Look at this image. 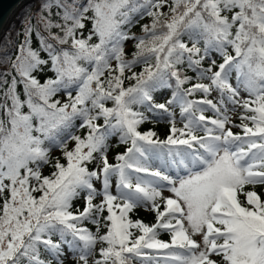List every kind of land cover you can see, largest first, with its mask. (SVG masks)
Segmentation results:
<instances>
[{"label":"snow or ice","instance_id":"obj_1","mask_svg":"<svg viewBox=\"0 0 264 264\" xmlns=\"http://www.w3.org/2000/svg\"><path fill=\"white\" fill-rule=\"evenodd\" d=\"M38 3L25 17L15 59L7 51L0 57V264H65L69 254L75 264H160L146 250H166L163 264H264V199L246 190L264 186V0ZM137 17L151 18L139 36L130 34ZM129 40L135 51L126 59ZM45 70L55 78L41 83L36 74ZM125 80L134 83L125 87ZM164 88L171 99L156 103L153 94ZM61 93L66 102L56 99ZM196 93L203 98L189 99ZM228 105L241 110L239 124ZM139 107L167 115L165 140L138 130L148 119ZM114 136L129 146L110 164ZM56 150L66 164L53 159ZM82 194L85 207L73 209ZM137 207L154 211L156 223L129 219Z\"/></svg>","mask_w":264,"mask_h":264},{"label":"trees","instance_id":"obj_2","mask_svg":"<svg viewBox=\"0 0 264 264\" xmlns=\"http://www.w3.org/2000/svg\"><path fill=\"white\" fill-rule=\"evenodd\" d=\"M35 1V0H34ZM34 1H29L26 4H24L16 13L17 16V21L13 22V26H12V30L13 32V36L11 37V39H6V36L3 37V39L0 42V57H2L4 55V52L7 51V53L9 55L12 56L13 59H15V55L17 54V46L19 45V43H21L23 41V31L25 28V17L26 15H31L37 12L38 8H39V3L35 4ZM83 3H87V0H82ZM23 11V12H22ZM55 12V9L53 10ZM162 11H167V7H165L164 9H162ZM22 12V13H21ZM89 15H91V13H89ZM55 19V17H54ZM138 20L137 23H135L131 29H130V34L134 33L137 36L142 35V26L145 24H150L151 23V18L150 17H144L143 19H140L139 17L136 18ZM12 22V21H11ZM92 28V24L90 21L86 22V27L83 31V35L85 37H87L89 30ZM53 31H56L55 29ZM45 36L47 35V33H43ZM187 38L185 37V40ZM92 42H97L96 37H93ZM135 41L129 40L125 42V53H126V59H131L132 57V53L135 51V47H134ZM32 46L34 49H39V40L38 37L35 35V33H33V37H32ZM190 46V45H189ZM202 46V45H201ZM41 58H46V53L44 52H40ZM213 57L217 60V64L221 63L222 60L221 58L216 55L215 53H213ZM155 61L153 60L152 63H154ZM208 61H205L204 63V67H208ZM115 65V61H113V66ZM5 66L4 65H0V70H3ZM143 70V65L137 66L134 71L136 72H140ZM215 70V69H214ZM15 74V73H13ZM186 75L192 77V81L191 83H195L197 82L195 79L196 74L192 71H186L185 72ZM37 78L41 80V83L44 82L45 79H47L48 77H52L55 78V74L45 70L43 73H39L36 74ZM126 75H128V73H126ZM204 83H207V81H202ZM132 83H134V81H128L125 80V87L130 86ZM191 83H189L188 85H185V87H191ZM231 83L233 84V86H236V81L233 75V79L231 81ZM19 90L22 91V86H20ZM73 95H75V92H73ZM154 99L156 103H165L167 104L168 100L171 99L172 97V89H168V88H164V89H160L158 91H156L154 94ZM242 96H247L246 93L242 92ZM203 96L201 93H196L194 96H190L189 99H202ZM210 99H213L214 102L218 99V94L213 92L211 94L210 97H208ZM56 99H59L62 103L67 101V96L64 95L63 93L59 94ZM108 107H112L111 102H108L107 105ZM136 107V106H134ZM170 110L173 111L175 113V119H176V127L177 128H182L183 127V122L181 121L180 118V110L178 107H173V106H169ZM229 108V115L232 118V122L234 124H239L240 123V115H241V110L237 109V111L232 112L231 108L232 105H228ZM137 110L139 111H143L145 112V115L148 117V119L145 120L144 123H142L141 125H139L138 130L141 132H147V131H154L157 134V137L161 140H165L167 138V136L170 134V123L168 122V118L167 115L162 113L161 110H156L157 113H159V115H157L156 113L153 112H148L146 111L144 108L139 107L137 108ZM197 115H199V113H197ZM205 116L207 117H214L215 113L212 112L211 110L205 111L204 113ZM79 123V122H77ZM98 123H103V120L98 121ZM229 127H231V125H229ZM232 131L234 133H241L242 134V130L240 128H236L233 127ZM78 135H83V131L81 132H77ZM198 135H203L202 132L197 133ZM110 147L108 149L107 155H108V160L110 164H116L117 160H116V156L119 154H123L127 147L129 145L126 144H122L119 141L118 136H114L111 138L110 140ZM74 146V142H70L69 143V148H72ZM52 157L53 159L55 158H59L61 160V163H65L66 161L63 158V155L60 151L56 150L52 152ZM99 166V161H96L92 164H89V168L90 170H95L97 167ZM54 169L51 166H46L43 169V174L44 175H51V172ZM175 169L172 170V172L174 173ZM94 186L100 190L102 188V184L97 181L95 182ZM246 190H254L257 192V194L261 197V199H264V186L262 185H257L255 186V188L253 189L252 186H246ZM111 191L113 194H116V178L113 177L112 181H111ZM164 196H172L173 194L168 192L166 189L163 193ZM240 199L243 201L244 197L241 196ZM102 200V197H97L94 200V203L99 204ZM85 207V200L83 198V194L81 195V197L77 200H75L73 202V209H78L80 211L83 210V208ZM117 212L119 211L118 209L116 210ZM108 215L107 210L105 209V211L102 214V218H101V227H100V233L104 234L107 229L104 227V221H103V217H106ZM128 218L136 221V220H140L141 222L148 224V225H152L156 223V213L154 211H150L148 210V208L146 207H137L135 209H133L129 214H128ZM84 227L88 228L89 230H91L92 232H96V225H94L93 223H91L90 221H85L83 224ZM130 231L133 232L134 235H138L139 231L138 229H130ZM159 239L163 240V241H170L171 237L170 234L165 232V231H160L159 232ZM57 237H53V240H56ZM197 240L200 239L199 236L196 237ZM100 247V245H97V249ZM150 253H152L154 256H156L157 260L160 262V264H163V260H164V252L166 250H146ZM142 258H137V260L133 261V264H139V260ZM216 259H220L219 257H216ZM65 264H75V262L71 259V256L69 254V257L65 260Z\"/></svg>","mask_w":264,"mask_h":264},{"label":"water","instance_id":"obj_3","mask_svg":"<svg viewBox=\"0 0 264 264\" xmlns=\"http://www.w3.org/2000/svg\"><path fill=\"white\" fill-rule=\"evenodd\" d=\"M30 0H0V39L14 13Z\"/></svg>","mask_w":264,"mask_h":264},{"label":"rangeland","instance_id":"obj_4","mask_svg":"<svg viewBox=\"0 0 264 264\" xmlns=\"http://www.w3.org/2000/svg\"><path fill=\"white\" fill-rule=\"evenodd\" d=\"M30 1H34V0H30ZM29 2V1H28ZM27 3V2H26ZM25 3V4H26ZM34 3L35 4H37L38 3V0H35L34 1ZM21 8V7H20ZM19 8V9H20ZM18 9V10H19ZM18 10L14 13V15L11 17V20H10V22H9V24H8V26H7V28H6V30H5V32H4V34L2 35V37H1V39H0V42H1V40L3 39V37H5L6 36V39H11V37L13 36V30H12V26H13V22H16L17 21V16H16V13L18 12ZM23 12V11H22ZM21 12V13H22ZM12 21V22H11ZM1 45V44H0Z\"/></svg>","mask_w":264,"mask_h":264}]
</instances>
